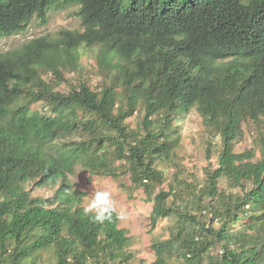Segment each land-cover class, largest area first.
<instances>
[{
	"label": "trees",
	"instance_id": "trees-1",
	"mask_svg": "<svg viewBox=\"0 0 264 264\" xmlns=\"http://www.w3.org/2000/svg\"><path fill=\"white\" fill-rule=\"evenodd\" d=\"M64 5L82 30L0 53V264L133 260L116 211L85 214L77 169L140 192L152 227L173 222L153 264H264V0H0V40ZM95 48L96 88L82 63ZM194 108L221 139L202 179L165 170Z\"/></svg>",
	"mask_w": 264,
	"mask_h": 264
},
{
	"label": "rangeland",
	"instance_id": "rangeland-1",
	"mask_svg": "<svg viewBox=\"0 0 264 264\" xmlns=\"http://www.w3.org/2000/svg\"><path fill=\"white\" fill-rule=\"evenodd\" d=\"M79 10L80 8L77 5H64L51 10L45 23L35 18L25 31L1 39L0 53L17 49L35 38L47 36L51 39H58L60 33L64 30H82ZM96 56L97 48L85 54L82 59L85 74H88L90 83L94 88L102 83V77L99 74L98 67H96ZM130 122L133 123V120H130ZM179 126L181 128V145L175 154L176 164H166L165 170L169 174L174 172L177 166H179L186 177L190 176V172H194L202 179L204 168L210 162L213 166L217 164L221 139L219 137L206 136L202 118L195 108L181 120ZM207 138L217 143L211 149L213 157L210 162L207 159V149L209 147ZM254 142L252 132L250 134L247 133L245 139L236 145V150L240 152L246 148L250 149L255 146ZM260 155L261 153L258 150L257 156L260 157ZM70 179L75 188L87 193L84 200L85 208L89 205L97 190L110 193V199L113 201L116 212L119 216L123 215L121 228L127 230L128 235L133 238V245L130 249L133 254V260L129 264H153L156 261L152 245L157 240L169 238L173 225L171 220L162 219L157 227H152L151 213L153 205L144 201L143 195L140 192L134 193L135 197L130 198L124 190L120 189L117 183L108 177L91 176L82 169H77L70 176ZM54 191L52 188L36 189L33 194L34 196L50 197ZM51 254V252H48L45 258L46 264H49Z\"/></svg>",
	"mask_w": 264,
	"mask_h": 264
},
{
	"label": "clouds",
	"instance_id": "clouds-1",
	"mask_svg": "<svg viewBox=\"0 0 264 264\" xmlns=\"http://www.w3.org/2000/svg\"><path fill=\"white\" fill-rule=\"evenodd\" d=\"M116 209L113 201L110 199V193L107 191L97 190L89 205L84 209L85 214L94 213L91 219L97 223L110 221ZM120 219H123L121 214Z\"/></svg>",
	"mask_w": 264,
	"mask_h": 264
}]
</instances>
